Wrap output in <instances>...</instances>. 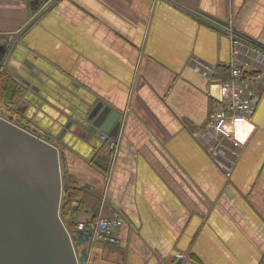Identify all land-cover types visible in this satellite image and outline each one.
<instances>
[{
    "label": "crops",
    "instance_id": "1",
    "mask_svg": "<svg viewBox=\"0 0 264 264\" xmlns=\"http://www.w3.org/2000/svg\"><path fill=\"white\" fill-rule=\"evenodd\" d=\"M29 22L15 35L20 61L5 66L25 86L14 121L63 151L66 190L83 192L74 228L121 214L118 243L98 242L120 257L113 264H168L178 251L198 264H264V78L227 173L195 136L217 89L188 63L227 79V30L264 48V0H0V34ZM99 102L120 111L115 152L77 121Z\"/></svg>",
    "mask_w": 264,
    "mask_h": 264
},
{
    "label": "water",
    "instance_id": "2",
    "mask_svg": "<svg viewBox=\"0 0 264 264\" xmlns=\"http://www.w3.org/2000/svg\"><path fill=\"white\" fill-rule=\"evenodd\" d=\"M25 1L30 8H41L48 0ZM213 19L230 27L228 22ZM22 30L0 34V66L13 59L20 61L15 35H21ZM17 108L20 110L19 104ZM119 116L120 111L102 107L99 102L77 121L82 126L89 122L90 131L100 130L115 138ZM40 134L15 123L12 116L0 115V264H84L97 237L92 226L71 233L64 224L60 216L67 194L61 174L64 154L50 135ZM181 262L178 258L175 264Z\"/></svg>",
    "mask_w": 264,
    "mask_h": 264
},
{
    "label": "built area",
    "instance_id": "3",
    "mask_svg": "<svg viewBox=\"0 0 264 264\" xmlns=\"http://www.w3.org/2000/svg\"><path fill=\"white\" fill-rule=\"evenodd\" d=\"M228 35L231 58L227 64V79H217L215 66L208 62L194 56L188 61L192 69L208 78L210 85L217 89V102L209 121L195 136L227 173L236 159L233 147L244 143L255 127L252 112L261 96L259 80L264 78V48L246 41L232 28H228ZM238 123L242 125L241 129ZM239 134H244L243 140ZM100 136L108 150L115 152L116 137H109L106 133ZM123 222L124 217L119 213L99 215L92 224L94 235L108 243H117L116 232ZM86 225L78 222L77 227L83 229ZM176 256L182 257L181 254Z\"/></svg>",
    "mask_w": 264,
    "mask_h": 264
},
{
    "label": "trees",
    "instance_id": "4",
    "mask_svg": "<svg viewBox=\"0 0 264 264\" xmlns=\"http://www.w3.org/2000/svg\"><path fill=\"white\" fill-rule=\"evenodd\" d=\"M24 30L25 29H23L22 32ZM24 91L25 86L22 83L18 82L5 68H0V104H4L6 109L11 114L20 116L19 110L15 106V103L17 99L24 93ZM66 192L67 194L60 208V216L66 226L69 224L74 229L75 223L71 213L80 209L81 207L75 206L73 201L75 199L81 198L83 192L81 187L75 185L72 187L68 186Z\"/></svg>",
    "mask_w": 264,
    "mask_h": 264
},
{
    "label": "rangeland",
    "instance_id": "5",
    "mask_svg": "<svg viewBox=\"0 0 264 264\" xmlns=\"http://www.w3.org/2000/svg\"><path fill=\"white\" fill-rule=\"evenodd\" d=\"M5 69L7 70V68L5 67ZM8 72L10 70H7ZM11 72V71H10ZM0 113H2V105L0 104ZM10 113V112H9ZM5 117H7L8 115L7 114H3ZM12 120H16L14 118V115H12ZM20 121V120H19ZM21 122V121H20ZM18 124V123H17ZM22 125V123H21ZM59 148V147H58ZM64 202V201H63ZM62 202V203H63ZM61 208V207H60ZM78 223L76 224V229L78 228ZM68 229L73 233L76 229L72 228L71 225L68 224ZM94 237H96L94 235ZM116 239L118 241V234L116 232ZM102 242L103 244H117V243H108L106 242L105 240L103 239H97L96 241H94V243L89 247L88 251H89V254H88V258H87V261L84 263V264H113L114 262L118 261L120 259L119 256H112L110 255V247H105L104 250L102 251L101 248H99L101 246V244L99 245L98 242ZM81 247H79L80 249ZM180 255L182 256V262L181 264H198V262L195 260V257H192L193 255L188 253V252H182V251H178L174 254H169L167 255V261H168V264H174L178 257L176 255ZM82 264V263H81ZM159 264V263H158Z\"/></svg>",
    "mask_w": 264,
    "mask_h": 264
},
{
    "label": "flooded vegetation",
    "instance_id": "6",
    "mask_svg": "<svg viewBox=\"0 0 264 264\" xmlns=\"http://www.w3.org/2000/svg\"><path fill=\"white\" fill-rule=\"evenodd\" d=\"M28 25L30 24V22L29 23H27ZM28 25H27V27H28ZM22 34H23V32H22ZM21 34V35H22ZM1 41H3V39H2V36H0V42ZM0 68H5V66L3 67L2 65L0 66ZM11 73V75L16 79V77L14 76V74H12V72H10ZM17 80V79H16ZM19 82V81H18ZM17 102H18V99H17V101H16V103H15V106H16V104H17ZM18 104H20V101L18 102ZM1 115V114H0ZM13 114H11L10 113V115L8 114V116H12ZM4 116V115H3ZM23 124V123H22ZM19 125H21V124H19ZM24 126H26L25 124H23Z\"/></svg>",
    "mask_w": 264,
    "mask_h": 264
},
{
    "label": "bare ground",
    "instance_id": "7",
    "mask_svg": "<svg viewBox=\"0 0 264 264\" xmlns=\"http://www.w3.org/2000/svg\"><path fill=\"white\" fill-rule=\"evenodd\" d=\"M238 127L241 129L242 128V125L240 123H238ZM240 138L243 140L244 138V134H239Z\"/></svg>",
    "mask_w": 264,
    "mask_h": 264
}]
</instances>
